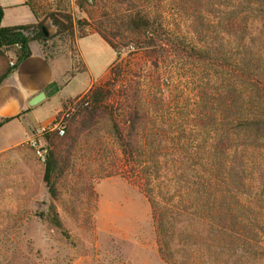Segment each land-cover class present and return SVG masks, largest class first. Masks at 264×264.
<instances>
[{"label":"trees","instance_id":"16d2710c","mask_svg":"<svg viewBox=\"0 0 264 264\" xmlns=\"http://www.w3.org/2000/svg\"><path fill=\"white\" fill-rule=\"evenodd\" d=\"M26 5L36 16L37 24L2 27L4 9L0 6V87L32 56V42L48 41L42 32L47 21L56 28L57 35H74L78 31L83 39L96 34L117 54L126 53L124 59L154 54V66L159 71V63H166V70L154 74L146 64L141 72L152 74V93L156 91L157 98H164L168 91L173 94L175 74L186 62L207 74L199 80L195 114L203 129L214 136L201 166L206 172L197 170L198 181L192 182L190 171L180 168L176 171L178 184L188 188L182 190L186 198L200 202L196 208L202 206V217L214 226L223 245L259 248L260 217L252 205H257L259 194L248 161L254 152H264V0H28ZM73 6L82 16L77 21ZM217 6V17H205L206 9ZM170 11L188 17L193 32L200 37L198 42L181 34V25L171 21ZM11 49H15L16 57L13 66L7 55ZM122 61L118 55L109 81L94 85L83 96L65 103L64 109L80 100L63 137L57 132L45 134L43 181L51 203L47 212L35 216L73 243L58 210L62 189L74 171L81 136L105 122L123 153L124 177L149 201L158 254L164 262L173 264L165 209L158 206L153 193L151 197L149 179L135 155L139 141L134 139L146 125L145 83L150 80L143 74H139L141 82H136V78L124 80L127 74ZM212 86L218 89L211 95L208 88ZM12 120L4 119L0 127ZM116 175L122 174L113 170L105 177ZM86 190L95 195L92 187ZM242 196L253 202L242 203Z\"/></svg>","mask_w":264,"mask_h":264},{"label":"rangeland","instance_id":"374dc122","mask_svg":"<svg viewBox=\"0 0 264 264\" xmlns=\"http://www.w3.org/2000/svg\"><path fill=\"white\" fill-rule=\"evenodd\" d=\"M219 12L217 6L206 9L204 15L217 17ZM73 13L76 21L82 18L74 6ZM169 17L181 25V34L195 43L199 41L187 16L170 11ZM51 28L53 36L40 44L46 59L67 63L69 76H73L85 69L83 55L95 85L111 79L110 69L118 55L127 74L124 80L136 78V82H141L139 74L152 79V74L141 72L147 65L154 74H162L167 68L166 63L160 62L157 70L154 54L124 59L126 53L117 54L98 36L82 40L78 31L74 35H57L56 28L52 25ZM14 53L15 49H11L7 55L15 62ZM180 67L174 77L173 94L168 91L164 98H157L156 91L152 93V80L145 83L146 125L134 139L139 141L136 161L149 179L151 197L153 193L158 206L165 209L173 264H264L263 150L248 155L252 157L249 168L255 173L253 179L259 194L257 205L252 204L260 217L259 248L248 250L223 245L215 235L214 226L202 217V206L196 208L199 201L186 198L182 190L188 188L178 184L176 171L180 168L190 171L192 182L198 181L197 170L206 172L201 166L214 137L195 117L199 80L207 74L190 67L188 62ZM89 81L88 74H76L61 97L79 95L87 89ZM217 89L208 88L211 95ZM59 105L56 96L32 107L36 128L30 127L26 136L18 121L0 127V264H168L158 254L149 201L124 177L123 153L105 122L81 136L74 171L62 189L58 210L73 243L35 216L47 212L51 203L43 181L44 163L37 155V150L46 149L47 142L38 127L52 122L65 110V103L61 108ZM58 109L60 112L52 119ZM113 170L122 175L106 178ZM90 187L95 195L86 190ZM241 202L248 205L253 201L242 196Z\"/></svg>","mask_w":264,"mask_h":264},{"label":"crops","instance_id":"0c3cea01","mask_svg":"<svg viewBox=\"0 0 264 264\" xmlns=\"http://www.w3.org/2000/svg\"><path fill=\"white\" fill-rule=\"evenodd\" d=\"M27 1L28 0H0V6L4 9L2 27L38 23L36 16L26 5ZM94 36L98 35H89L82 40ZM30 49L32 56L12 72L0 87V121L13 118L12 121L5 123L4 126L18 121L20 126L24 128L25 136L29 134L30 127L36 128L35 123H37V121L32 116L33 108L29 105V102L34 97L41 93H45L46 99L44 101H46L58 96L59 106L61 108L64 103L83 96L95 85L92 73L88 68L89 63L80 51L85 69L81 73L74 74H88L90 79L89 85L84 92L77 96L61 97L63 89L70 83L75 75L69 76L71 73L67 63H54L46 59L41 51L40 43L32 42L30 44ZM60 110L61 109H58L56 111L52 119Z\"/></svg>","mask_w":264,"mask_h":264},{"label":"built area","instance_id":"2783aa9c","mask_svg":"<svg viewBox=\"0 0 264 264\" xmlns=\"http://www.w3.org/2000/svg\"><path fill=\"white\" fill-rule=\"evenodd\" d=\"M14 58H16V57L14 56ZM10 65L11 66L14 65L13 60H11ZM79 102H80V100L74 101L72 104L69 105L68 108L61 111V113H59L52 122L47 123L46 125L39 127L38 132L41 134H52L54 132H57V134L60 137H63L66 133L69 120H70L73 112L75 111V108L79 104ZM46 153H47L46 149L37 150V155H38V157L42 163H45V161H46Z\"/></svg>","mask_w":264,"mask_h":264},{"label":"water","instance_id":"95a60500","mask_svg":"<svg viewBox=\"0 0 264 264\" xmlns=\"http://www.w3.org/2000/svg\"><path fill=\"white\" fill-rule=\"evenodd\" d=\"M42 32H43V35H44L45 39H47V40L50 39L53 36V30L51 28V24L48 21L43 24ZM45 99H46L45 93H41V94L37 95L36 97H34L29 102V105L31 107H35L36 105H38L39 103H41Z\"/></svg>","mask_w":264,"mask_h":264}]
</instances>
